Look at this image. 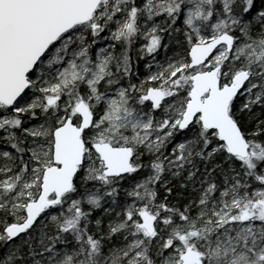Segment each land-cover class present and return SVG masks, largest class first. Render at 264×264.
Wrapping results in <instances>:
<instances>
[{
  "label": "snow or ice",
  "instance_id": "obj_1",
  "mask_svg": "<svg viewBox=\"0 0 264 264\" xmlns=\"http://www.w3.org/2000/svg\"><path fill=\"white\" fill-rule=\"evenodd\" d=\"M0 264H264V0H0Z\"/></svg>",
  "mask_w": 264,
  "mask_h": 264
}]
</instances>
